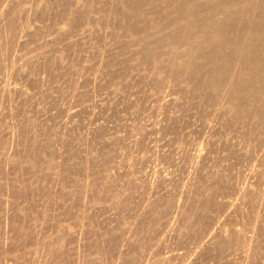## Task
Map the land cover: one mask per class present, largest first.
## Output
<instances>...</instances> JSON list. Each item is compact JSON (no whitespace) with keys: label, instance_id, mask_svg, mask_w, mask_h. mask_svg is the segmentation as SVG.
I'll return each mask as SVG.
<instances>
[{"label":"rangeland","instance_id":"1","mask_svg":"<svg viewBox=\"0 0 264 264\" xmlns=\"http://www.w3.org/2000/svg\"><path fill=\"white\" fill-rule=\"evenodd\" d=\"M182 1L0 0V264H264V68Z\"/></svg>","mask_w":264,"mask_h":264},{"label":"bare ground","instance_id":"2","mask_svg":"<svg viewBox=\"0 0 264 264\" xmlns=\"http://www.w3.org/2000/svg\"><path fill=\"white\" fill-rule=\"evenodd\" d=\"M189 1L190 0H183L182 2L179 3V5L177 7L183 16H185V15L195 16V14L198 12V8L197 7H191ZM195 1H196L195 2L196 6H198L199 2L201 0H195ZM207 1H210V0H207ZM237 2H242V6L235 9L234 12H235L236 16L240 17V18L244 17L246 15L245 25L247 28V35H250L251 37L254 38L250 42L244 41L243 38L240 39V43H242L241 46H243L244 48L250 47V49H251V53L249 52V58L245 59V64H246V66L252 67V68H259V67L264 68V0H241V1L230 0L225 5V8L230 11L231 5L235 4ZM219 4L220 3H216V4H213L209 7L210 13L208 14V17H207L209 20H211V21L214 20L213 16L216 13V9L218 7L217 5H219ZM227 21H228V19H225L222 21V23L226 22L225 26H227L231 29H236V25L233 22H227ZM175 22L180 24L179 19H177ZM206 26L207 25L205 23H200L198 25V30L203 33V35L206 37L208 42H211L213 45H215V40L226 38L224 35L225 34L224 31H211L209 29H206ZM225 41H227V39ZM261 124H262V122L257 123L255 125V130H258L259 127L261 126ZM39 126L45 131V144H48L47 142L50 143V141L52 139V133H51L50 126L46 125V123H40ZM194 150L195 151H193V154L195 155L194 157L197 160V158L201 157V155H200L201 151H200L199 147L198 148L195 147ZM195 158L194 159L192 158V160L194 161ZM252 170H253V161H251L247 164L245 175H249ZM140 181H142V183L144 184V178H141ZM204 201H206V200H204ZM233 203L234 202L232 200L227 201L226 205L224 206L225 208H223L224 210H222V212L227 213V211H229V209H231L233 207L232 206ZM223 213H221L222 215H220V216H223ZM217 218L218 219L216 221H214V223H213L214 225L210 226V227H212V226L213 227L209 228V231L202 237V240L211 238L213 230L217 229V227H215V229H213L219 220V217H217ZM211 229H213V230H211ZM189 254L191 255L192 253L190 252ZM190 258H192V257H190ZM190 258L188 256L186 258L184 257V259L181 260L178 264H188L187 261ZM10 264H14V263L12 262Z\"/></svg>","mask_w":264,"mask_h":264}]
</instances>
